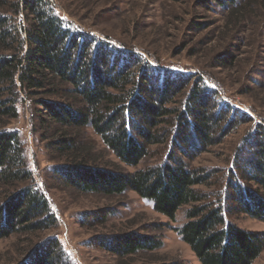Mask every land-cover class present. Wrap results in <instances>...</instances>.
Masks as SVG:
<instances>
[{
    "label": "trees",
    "instance_id": "obj_1",
    "mask_svg": "<svg viewBox=\"0 0 264 264\" xmlns=\"http://www.w3.org/2000/svg\"><path fill=\"white\" fill-rule=\"evenodd\" d=\"M258 3L264 7V0L222 2L231 4L225 26L230 20L237 25L241 13ZM118 48L107 38L76 30L56 14L50 0H0V239L56 224L26 166L18 133L7 129L18 116L23 94L53 125L47 147L61 161L57 172L65 184L104 195L131 190L169 220L189 205L187 221L176 231L199 264H251L264 247V233L242 229L230 216L243 213L264 222V127L250 142L245 139L243 156L232 169L218 175L217 170L190 168L186 160L217 142L221 132L225 115L215 108V89L198 78L180 104L190 73H156L139 51ZM86 128L127 166H137L149 145L173 146L162 164L122 172L103 166L92 146L81 143L80 131ZM214 174L213 192L193 188L211 185ZM104 242L121 256L161 245L135 231L111 234ZM62 255L58 240L46 238L17 264H67Z\"/></svg>",
    "mask_w": 264,
    "mask_h": 264
},
{
    "label": "rangeland",
    "instance_id": "obj_2",
    "mask_svg": "<svg viewBox=\"0 0 264 264\" xmlns=\"http://www.w3.org/2000/svg\"><path fill=\"white\" fill-rule=\"evenodd\" d=\"M224 1L50 0L56 14L76 30L107 38L118 49L139 51L156 73H190V82L179 97L180 104L198 78L203 85L215 89V108L225 115L221 132L215 136L217 142L186 161L190 168L217 170L218 175L233 168L234 160L243 156L239 152L246 146L245 139L250 142L259 127H264V7L258 3L241 13L237 25L230 20L225 26L231 4L224 7ZM241 2L237 0L238 5ZM14 23L18 25L20 19ZM18 101V116L10 120L7 129L18 133L26 166L48 200L56 224L44 231L1 238L0 264L19 263L46 238L58 240L67 264H199L176 231L187 221L189 205L181 206L174 220H169L154 211L151 201L131 190L104 195L68 186L57 172L61 161L47 147L53 125L46 120L42 108L34 107L23 94H19ZM242 116H246V122ZM80 133L81 143L92 146L103 166L128 173L162 164L169 153L168 146H173L172 142L149 145L145 158L132 167L120 163L91 129ZM216 177L217 174L211 176V185L193 188L210 194ZM230 220L242 229L264 233V222L247 214L233 213ZM128 231L154 238L161 245L125 256L103 246L111 234ZM251 264H264V247Z\"/></svg>",
    "mask_w": 264,
    "mask_h": 264
}]
</instances>
